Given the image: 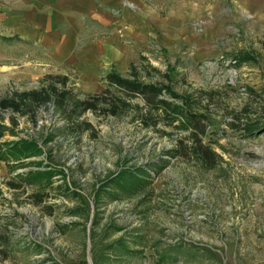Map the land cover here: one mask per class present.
I'll return each mask as SVG.
<instances>
[{
    "label": "rangeland",
    "instance_id": "1",
    "mask_svg": "<svg viewBox=\"0 0 264 264\" xmlns=\"http://www.w3.org/2000/svg\"><path fill=\"white\" fill-rule=\"evenodd\" d=\"M137 5L155 25L142 42L125 22L116 26L126 61L109 69L144 80L147 70L166 74L177 96H163L180 108L153 126L133 109H88L77 119L89 128L74 132L52 103L37 106L35 120L3 110V122L15 123L14 133L2 131L0 148L31 136L42 151L3 150L0 264H264V0ZM57 62L31 40L0 31V94L39 86ZM64 67L67 86L84 96L76 72ZM184 109L198 113L196 134L210 162L194 149ZM250 119L257 126L245 131ZM46 167L49 181L27 180L28 170Z\"/></svg>",
    "mask_w": 264,
    "mask_h": 264
},
{
    "label": "crops",
    "instance_id": "2",
    "mask_svg": "<svg viewBox=\"0 0 264 264\" xmlns=\"http://www.w3.org/2000/svg\"><path fill=\"white\" fill-rule=\"evenodd\" d=\"M0 0V31L4 36L31 40L56 60V71L68 76L85 94L104 87V75L111 66L126 60L125 45L115 32L122 22L142 36L155 25L138 10L137 0ZM118 8L120 16L111 12ZM164 23V22H163ZM51 72V71H46ZM45 73V72H44Z\"/></svg>",
    "mask_w": 264,
    "mask_h": 264
},
{
    "label": "trees",
    "instance_id": "3",
    "mask_svg": "<svg viewBox=\"0 0 264 264\" xmlns=\"http://www.w3.org/2000/svg\"><path fill=\"white\" fill-rule=\"evenodd\" d=\"M155 73L154 75L150 70H147L149 78L144 80L140 79L136 72H131L129 76L109 69L104 75V87L100 91L79 96L73 92L71 87L67 86L68 76L66 74L45 72L43 73L45 82L37 87L14 89L9 94H0V136L3 130H9V132L14 133L12 124L15 123V119L13 116L10 117L12 124L3 122L1 119L3 117V110H9L11 115L16 113L35 120L37 106L50 103L53 104L59 114L68 122L65 124L64 121L63 125H65L66 130L71 132L89 128L90 121L84 118L77 119L79 115L88 109L102 115L107 113L115 115L118 112L133 109L145 126L147 124L155 125L160 116L167 117V120L171 122L180 108V104L163 95L167 94L171 97H176L177 92L172 89V86L167 81L162 79L161 76H166V74L159 73L158 70H155ZM111 86L116 87L120 92L115 93L111 91ZM134 95H139L143 99L144 103L142 106L139 102L129 100ZM142 107H144L143 111ZM184 113L191 127L194 128L192 135L195 151L202 157L204 162H210V149L198 139L196 134V127L200 121L198 113L188 109H184ZM256 124L255 119H250L242 125L245 131H250L257 126ZM52 134L53 132H50L47 137H51ZM6 148L10 154H14L15 156L17 154L21 157L31 156V154H37L42 151V147L31 136L30 138L19 137L16 140H12L8 142ZM4 149L0 148V159L4 157ZM33 161L41 163L40 159ZM52 171L50 167L44 169L31 168V170H28L26 177L27 180H32V178L40 179L43 176L47 179L50 178ZM123 173L128 175L130 171L127 170ZM137 176L142 177L141 174H137ZM47 180L49 181L50 179ZM73 193H78V191L74 190ZM33 194L37 195L38 200H41V192L34 191ZM81 263L86 264L84 261Z\"/></svg>",
    "mask_w": 264,
    "mask_h": 264
}]
</instances>
